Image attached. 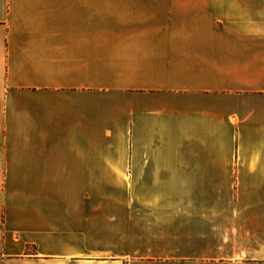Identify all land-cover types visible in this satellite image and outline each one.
<instances>
[{"label":"crops","instance_id":"1","mask_svg":"<svg viewBox=\"0 0 264 264\" xmlns=\"http://www.w3.org/2000/svg\"><path fill=\"white\" fill-rule=\"evenodd\" d=\"M0 264H264V0H0Z\"/></svg>","mask_w":264,"mask_h":264}]
</instances>
